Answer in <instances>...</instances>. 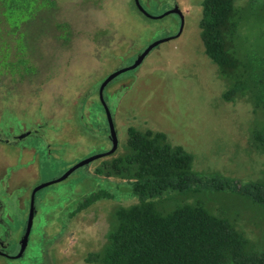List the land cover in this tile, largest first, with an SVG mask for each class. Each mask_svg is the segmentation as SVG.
<instances>
[{"label":"rangeland","instance_id":"obj_1","mask_svg":"<svg viewBox=\"0 0 264 264\" xmlns=\"http://www.w3.org/2000/svg\"><path fill=\"white\" fill-rule=\"evenodd\" d=\"M232 2L238 10L239 17V32L235 34V44L240 52L244 51V48L256 47L264 40V37L261 36L260 39H256L259 29L264 25V3L255 4L250 3L248 0H232ZM141 3L146 10H148V5L151 6L149 9L152 11L156 12L158 10L153 9L154 7L158 8L154 0H148V4L143 3L141 0ZM110 5L114 9L118 8L116 12L124 17L116 25V28H124L130 33H122L116 29L110 31L109 28H103L105 32L110 31L109 34H106L107 45L115 48L118 40L121 39H129L128 42L133 44L143 35V30L137 26L138 24L135 25L142 14L135 6H129L130 4L126 3L125 7L119 0H117V6L113 4V1L110 2ZM250 5H253V8ZM43 12L49 14L48 11ZM52 16L55 17L54 22H64L67 26L65 29L69 31V36L64 39L65 42L62 43L57 38L63 27H54L52 23L48 25L49 28L46 33L41 35V48H36L37 53H42L41 56L31 58L34 66L37 67L36 73L20 76L7 72L0 73V129H2V132L7 127L17 128L19 127L18 124L27 123L32 113H34L32 118L37 119V114H40L37 112L38 110L41 112L46 111V116L51 122L56 121V117L61 118L63 116L66 105V92H73L77 86L80 88L83 85L86 81L85 74L88 71L86 68L95 64V55L99 52V48H96L94 53L92 51L85 52V48L87 46L92 48L94 42L86 33H81V30H89L91 33L99 34L98 29L100 27L102 29V26L106 25L112 14H104L99 8H95L91 4V0H87V2L81 0H54ZM50 21L52 22V19ZM151 21L148 20V23ZM163 23V26H159L158 23L152 25V27L156 26L157 28H155L151 38L164 33L167 21ZM132 28L135 35L130 37V34H133ZM184 31L187 32V38L178 39V37H174L168 39L172 40V43L169 41L161 42L135 68L136 71L132 74L135 85L126 94L123 102L136 105L142 104L147 111H151L157 105V96L161 94L168 96L167 105L169 109L159 111L158 115L167 118L166 124L169 127H185L181 132L174 129L170 135L174 141L180 142L192 153V168L200 172L218 171L238 179H256L260 177L264 169V155L249 138L253 120L256 119L257 115L252 111V103L243 97L233 100L221 98L220 93L225 88L224 78L214 71V63V65L207 66L204 61L208 60V57L205 53L200 52L203 46L198 42L200 40L197 39L198 34L195 27L192 25ZM102 33L104 32H101L96 38L104 39ZM99 44L103 52L106 43ZM196 50L200 52L199 56L201 58L197 56ZM123 51L124 49H121L116 52L115 57L120 56ZM106 62L107 56H103L99 66H105ZM168 62L175 63L177 70L172 78L165 75V79H170V81H164L162 79V72H164L162 67H165ZM159 64H162L159 69L161 81L157 82V79L153 74H149L146 68ZM126 73L124 71L121 74L122 79L125 78ZM9 74L17 77L15 78V87L18 86V93L13 92L4 83L10 82L11 76ZM18 77L21 82H18ZM116 82L117 79L113 80L110 83L111 87ZM83 102H86V99ZM54 105L57 108L53 107ZM88 107L91 111L93 110L91 105H88ZM29 108L31 109L29 110ZM29 111L30 115H28ZM39 140V134L31 138L32 143ZM77 140L82 147L85 138L80 135ZM73 141L76 142L75 139ZM74 149L75 145L69 146L67 150H63L61 153L60 150H57L54 156H47L45 147L41 146V150L36 155V167L34 168L33 161L20 151V147H13L1 142L0 182L3 183L5 188H12V193H0L3 211L9 214H11L10 211L17 212L15 200L11 201L13 199L11 195L14 194L15 190L28 188L33 183L32 180L35 181L36 178L41 180L46 178L41 182L57 178L53 175L58 174L59 171L65 168L67 160L73 159V163L77 161L76 158L81 153L76 154ZM65 157H69V159H65ZM80 170L81 168H77L71 171L66 178L43 186H41L43 183L36 184L40 181L35 182L34 187L30 186L29 190L37 185L39 187L34 196L35 206L39 214L34 218L29 234L35 232L34 222L47 210L55 208L57 211L50 212L45 228L50 231L47 236H54L51 233L53 232L52 223L57 220L60 215L59 212L68 209L71 204L70 201L88 186L87 181L80 182V180L89 177L90 174ZM2 189L3 187L0 186V192ZM58 189L60 190L59 197L61 199H58L57 203H52L50 195ZM124 190L126 193L128 192L126 186L121 185L119 188L121 194ZM41 194H43V198L39 200ZM179 195L177 193L172 196H162V205H172V203L178 202L175 199L177 196L181 200H191L193 198L192 194ZM194 196L201 199V203L212 213L224 214L235 222L256 248L264 245V230L261 231L260 219L250 208L239 207L235 204L236 200L227 198L225 193L219 195L218 192L202 190ZM27 197H29L28 193ZM107 201L109 200L98 201L97 204L85 211L74 214L70 218V221L73 220L71 223L66 219V223L70 224L66 228V234L63 237V251L66 252L69 244L72 248L83 249L78 250L77 253L68 258H59L63 257L62 251L60 248L55 249V254L58 257L54 259V264H84L82 259L85 251L94 250L102 245L107 228L106 217L110 209V202ZM129 202V200L124 199L118 201L117 204ZM7 203H10V206ZM6 207L11 208L7 210ZM19 217L22 218V214H17V220ZM15 232L16 229L12 236L10 234L12 239L16 237ZM0 243L3 247H11L12 250L13 244L11 242L0 239ZM34 246L33 241H29L23 254L18 259L6 258L0 255V264H23V262L27 264L28 260L37 254V251L32 248ZM0 253L3 254L4 252L0 250ZM7 259H9V262L6 261Z\"/></svg>","mask_w":264,"mask_h":264},{"label":"trees","instance_id":"obj_2","mask_svg":"<svg viewBox=\"0 0 264 264\" xmlns=\"http://www.w3.org/2000/svg\"><path fill=\"white\" fill-rule=\"evenodd\" d=\"M53 4L54 0H0V73H36L31 58L41 56L36 48H41L48 25L63 27L57 38H68L65 23L54 22ZM238 18L232 0H201L199 37L217 74L224 78L221 98L243 97L252 103L257 115L249 138L264 155V40L240 52L234 40ZM260 36L264 37V25L256 39ZM109 162L118 178L130 181L137 200L112 208L106 241L84 259L98 264H264V245L256 248L235 222L212 213L194 196L202 190L225 193L239 207L255 212L263 231L264 169L256 179L200 172L192 168V154L182 146L168 143L160 132L134 128L128 130L119 157ZM177 193L193 198L177 196L178 202L162 205V196ZM102 194L93 192L84 201Z\"/></svg>","mask_w":264,"mask_h":264},{"label":"flooded vegetation","instance_id":"obj_3","mask_svg":"<svg viewBox=\"0 0 264 264\" xmlns=\"http://www.w3.org/2000/svg\"><path fill=\"white\" fill-rule=\"evenodd\" d=\"M81 1L87 2V0ZM111 1L117 6V0H91V4H93L95 8H99L104 14H112V17L108 18L106 25L102 26V29L101 27L98 29L99 34L104 32L102 33L104 39H97L96 37L99 34L91 33L89 30H81V33H86L94 42L92 48L88 46L85 48V52L88 53L89 51H92L94 53L96 48H99V52L96 55L94 54L96 57L95 64L86 68L88 71L85 74L86 81L83 85L80 88L77 86L73 92H66L67 97L63 116L61 118L56 117L55 119L57 120L53 121V123L46 116V111L41 112L38 110L37 112L40 114H37V119L32 118L34 114L32 113L31 118H28L27 123H20L17 128L7 127L4 132L0 129V143L3 142L12 145L13 147H20V151H22L24 155H27V158H31L34 163V168L36 167V155L41 150V146L45 147L47 156H54L56 154L55 151L60 150L61 153L63 150H67L69 146L73 145H75V153H81L80 156L76 158L77 161L74 163L73 159L66 161L65 168L62 171H59L58 174L53 175L57 176V178L50 179L48 180L49 182H41L46 178H43L42 180L36 178L35 181L32 180L33 183L29 185L28 188L23 190L14 189L15 191L14 194L11 195V198H13L11 201L15 200V207H17L16 213L10 210L11 214L3 211L2 198L0 197V239L9 241L13 244L11 250V247H3L0 243V250L4 252L3 254L0 253V255L6 258L18 259V257H21L29 241H33L35 246L32 248L37 251V254L32 256L27 264H54V259L58 257L55 254V249L57 248H60L63 255V257L59 258H68L74 253H77L78 250L83 248H72L70 244L66 252L63 251V237L66 234V228L73 221H70V218L74 214L92 207L101 200H109L107 202H110V209L108 210V215L106 217L107 228L103 243L106 241V233L110 228L112 208L117 205L118 201H123L124 199L129 200L130 202L120 205H128L137 200L136 196L131 193L129 186L130 181H123L124 179L118 178L117 173L114 172L115 170H112V167L109 165V161L113 158L119 157L124 150L127 132L130 128L139 131H148L150 133L160 132L168 143L172 145L178 144L189 152V150L180 142L174 141L170 135L174 129L181 132L185 127H169L166 124L167 118L158 115L159 111L168 108V96L162 94L157 96V105L151 111H147L142 104L136 105L129 104L128 102L124 103L123 100L126 94L135 85L134 77L132 76L136 71L135 68L142 63L152 49L163 41H169L172 43V40L168 39L174 37H178V39L187 38V32L184 30L190 28L192 25L197 31V39L200 40L198 21L201 16V0H154L158 6V8H153L158 9L156 12L149 9L151 7L150 5H148V10H146L142 5L141 0H119L125 7L126 3H128L130 4L129 6H135L140 11L142 15H140L139 20L136 21L135 25L138 24L137 26L143 30V35L133 44L128 42L129 39L118 40L115 48L111 45H107L108 41H106V34H109L111 29H116L122 33L129 31L124 30V28H116V25H118L124 17L116 12L118 8L114 9L112 5H110ZM142 1L145 4H148V0ZM148 20L152 21L148 23ZM166 21L167 23L164 33L155 38H151L155 32V28H157L156 26L152 27V25L158 23L159 26H163V22ZM65 27L67 26L65 25ZM103 28H109L110 31L105 32L103 31ZM132 33L133 34H130V37L135 35L134 29ZM60 40L62 43L65 42L62 38H60ZM198 42L202 46L201 40ZM99 43H106L103 47V52L101 51L102 47ZM121 49H124L123 53L120 56L115 57V53ZM200 52L205 53L203 49L200 50ZM200 52L196 50V54L199 58H201L199 56ZM103 56H107V62L105 66L101 67L99 66V62ZM204 61L207 66L213 64L209 58ZM160 65L162 64L146 68L149 74H153L157 79V82L161 81L159 78ZM162 69L164 70V72H162V79L164 81H170V79H165V75H169L172 78L177 70V66L175 63L168 62L165 67H162ZM124 71L127 73L125 74V78L122 79L121 74ZM214 71L216 72L215 65ZM116 79L117 82L111 87L110 83ZM18 82L21 81L18 80ZM4 83L7 84L13 92H19L18 86L15 87L16 80L11 79L10 82ZM84 99H86V102H83ZM88 105L92 106V111L89 109ZM53 107L57 108L56 105ZM30 109L31 108H29V110ZM28 115H30V111ZM38 134L40 135V140L36 143H32L31 138L36 137ZM80 135L85 138V143L82 147L77 140ZM74 139L76 142L73 141ZM65 159H69V157H65ZM77 168H81L80 171H86L90 174L89 177L80 180V182L87 181L88 186L70 201L71 204L68 209L63 212L58 211L62 216L59 215L57 220L52 223L53 232L51 233L54 236H47L50 231L45 228L47 227L50 212L53 210L57 211L55 208L43 213L34 222V234L33 232L29 234L34 218L39 214L34 200L35 192L39 187L37 185L33 188L35 186L34 183L40 181L36 184L43 183L41 185L43 186L66 178L71 171L76 170ZM67 170L69 171L66 172ZM121 185L126 186L127 193L124 190L121 194V191H119ZM0 186L3 187L0 193H12V188H5L2 182H0ZM30 186H33L32 191V188L29 190ZM97 191H104L105 195L102 194L85 203L84 199L91 193ZM27 193L29 197H27ZM59 195V189L52 192L50 195L53 201L52 203H57L58 199H61ZM42 198L43 194L40 195L39 200ZM65 203L64 200V204ZM7 205L10 206V203H7ZM9 208L11 207H6L7 210ZM18 213L22 214V218L19 217L17 220ZM66 219L70 222L69 224L66 223ZM15 229L16 237L15 239H12L10 234L12 236ZM51 244L52 246H50ZM101 246L102 245L96 247L94 250L89 249L85 251V255L82 259L84 264H98V262L86 260L84 257L88 252H96L100 250ZM6 261L9 262V259ZM23 264L26 263L23 262Z\"/></svg>","mask_w":264,"mask_h":264},{"label":"water","instance_id":"obj_4","mask_svg":"<svg viewBox=\"0 0 264 264\" xmlns=\"http://www.w3.org/2000/svg\"><path fill=\"white\" fill-rule=\"evenodd\" d=\"M69 170H67L66 172H68Z\"/></svg>","mask_w":264,"mask_h":264}]
</instances>
